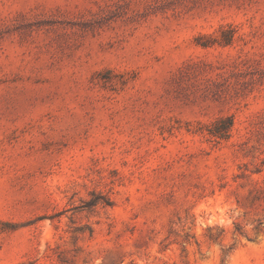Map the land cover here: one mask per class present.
I'll use <instances>...</instances> for the list:
<instances>
[{
  "label": "rangeland",
  "instance_id": "obj_1",
  "mask_svg": "<svg viewBox=\"0 0 264 264\" xmlns=\"http://www.w3.org/2000/svg\"><path fill=\"white\" fill-rule=\"evenodd\" d=\"M0 264H264V0H0Z\"/></svg>",
  "mask_w": 264,
  "mask_h": 264
}]
</instances>
